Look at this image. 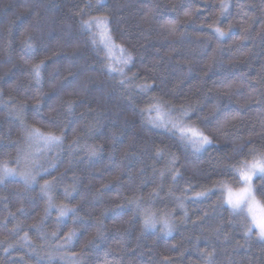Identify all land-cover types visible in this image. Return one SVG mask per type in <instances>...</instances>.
<instances>
[{"label": "trees", "instance_id": "1", "mask_svg": "<svg viewBox=\"0 0 264 264\" xmlns=\"http://www.w3.org/2000/svg\"><path fill=\"white\" fill-rule=\"evenodd\" d=\"M220 2L0 0V163L25 167L29 125L43 129L54 120L66 136L62 148L37 154L35 182L26 185L19 175L0 181V264H204L202 251H214L213 264H264V241L255 232L244 236L240 218L221 207L217 183L232 178L228 164L264 147V0H227L224 15ZM99 15L109 17L114 39L133 54L126 71L137 75L128 87L109 76L103 47L80 29L82 18ZM29 37L34 53L22 43ZM40 60L37 84L32 65ZM144 77L153 85L146 94L135 87ZM153 94L190 107L188 122L214 143L195 153L175 130L147 123L139 107ZM229 113L238 119L217 129ZM73 129L81 135L70 149ZM89 145L100 150L91 154ZM240 145L243 152L233 151ZM156 146L179 156L175 180L172 171L160 175L167 157H157ZM54 177L48 208L40 185ZM205 188L209 195L198 198ZM257 199L264 202L259 193ZM61 205L75 207L79 218L69 213L58 221ZM145 211L167 215L172 232L161 223L144 228ZM98 221L103 235L85 247ZM73 228L75 237L64 243ZM81 252L77 261L73 253Z\"/></svg>", "mask_w": 264, "mask_h": 264}, {"label": "snow or ice", "instance_id": "2", "mask_svg": "<svg viewBox=\"0 0 264 264\" xmlns=\"http://www.w3.org/2000/svg\"><path fill=\"white\" fill-rule=\"evenodd\" d=\"M96 5H100L102 0H95ZM94 5L89 2L86 7L92 8ZM229 5L227 0H221L219 4L220 15H224ZM151 11V9H149ZM147 15V13H146ZM185 15H191V11L185 12ZM81 31L89 34L88 39L93 45L99 44L103 47L105 53V62L103 68L107 70L110 77L116 79V83L120 86L128 87L131 85L135 78L136 73L129 76L126 69L133 63V54L126 48L122 43H117L112 35L110 29V20L107 15L99 16H87L79 21ZM231 27V25H229ZM215 32L220 36H224V31L215 27ZM25 50L29 52H35L36 46L31 42V38H26L23 42ZM119 52V56H115L116 52ZM27 62V61H26ZM44 65V60L32 65V72L37 84L41 80V68ZM115 74V76H113ZM135 87L138 88L142 93H148L153 85L148 82V78L144 77L143 82L136 83ZM39 95V93H38ZM66 103V107L69 111L72 110L74 102L69 100ZM37 106H39V99L36 100ZM50 111H54V108L50 107ZM139 112L146 119L147 123L152 125L154 128H164L167 130H175L178 133V138L181 142L190 146L195 153H200L206 149L207 146L214 143V139L211 135L196 126L194 123H189L188 118L190 116L191 108L184 105L176 106L170 101H166L163 97L153 94L149 97L147 103L139 107ZM238 113H229L224 116L222 120H218L216 124L217 129L225 128L229 121L238 119ZM73 138L69 142V148L79 146L78 137L81 133L77 129H73ZM91 131V129H89ZM25 136L29 143L30 151L23 153V162L25 167L21 170H17L8 166L5 161L0 163V181H3L8 176L19 175L24 179L26 185L36 181V175L33 174V170L37 167L38 155L46 153L56 148H62L65 143V132L62 124L56 123L54 120L49 122L45 128L36 127L29 125L24 129ZM251 144V141H249ZM91 154H95L99 151V146H87ZM244 145H240L234 148L235 152H243ZM20 150L18 149L17 164L21 163ZM127 155V153H125ZM156 156L166 155L167 164L164 169L161 170L160 175L163 176L166 171H172V178L175 180L179 175V169L174 168V165L180 159L176 153L165 152V149L160 146H156ZM249 158L236 161L228 164L225 168V175L231 172V179H222L218 183L220 188L219 202L221 207L227 205L230 216L233 219L240 218L241 226L244 229V236L250 237L253 232L260 241H264V202L257 199V193L260 196H264V147L256 148L251 147L249 149ZM47 171V169H44ZM259 180L261 183L257 186L256 181ZM53 180H44L43 184L40 185V191L43 195L48 196L49 203L48 208L52 207L51 192ZM216 186V185H214ZM156 189H153V193ZM211 192V189L205 188L203 191L197 192L195 195L200 197H206ZM68 194V189H65V195ZM129 203H135L136 207H140L139 200L130 199ZM180 207H183V202H180ZM48 208H45L47 213ZM69 213L77 215V209L75 207L69 208L67 205H61L59 208V221ZM185 215H187L185 213ZM77 215V219H78ZM156 223L163 225L162 231L165 233H171L174 225L171 223L167 215L157 219L155 214L149 215L147 211L144 213V228H154ZM56 235L55 232L52 233ZM76 235V229H70L64 236V243H69L73 240ZM103 235V225L100 221L97 222L95 230V237L86 242L85 247L91 246L95 243L97 238ZM27 239V236H25ZM81 253H73V256L79 261ZM108 253L105 252V256ZM201 255L204 260V264H213L214 251H202ZM167 260V257H165ZM101 264H111L108 260H103Z\"/></svg>", "mask_w": 264, "mask_h": 264}]
</instances>
